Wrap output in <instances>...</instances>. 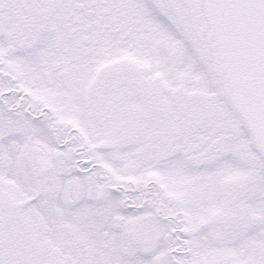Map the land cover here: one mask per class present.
Listing matches in <instances>:
<instances>
[{
    "label": "snow or ice",
    "instance_id": "obj_1",
    "mask_svg": "<svg viewBox=\"0 0 264 264\" xmlns=\"http://www.w3.org/2000/svg\"><path fill=\"white\" fill-rule=\"evenodd\" d=\"M0 264H264V0H0Z\"/></svg>",
    "mask_w": 264,
    "mask_h": 264
}]
</instances>
